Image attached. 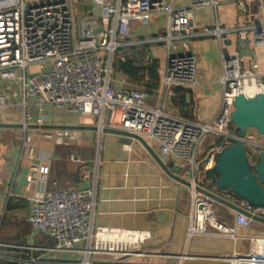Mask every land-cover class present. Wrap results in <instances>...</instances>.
I'll use <instances>...</instances> for the list:
<instances>
[{"label":"built area","instance_id":"1","mask_svg":"<svg viewBox=\"0 0 264 264\" xmlns=\"http://www.w3.org/2000/svg\"><path fill=\"white\" fill-rule=\"evenodd\" d=\"M91 1L101 17L78 21L72 0L37 3L0 0V112L16 110L25 132L30 131V126L45 124L46 117L41 113L44 108L69 114L84 113L100 120L99 133L113 128L153 142L163 155L179 161L182 168H193L194 176L187 184L192 200L189 238L215 235L241 240V252L222 261L264 264V237L239 232V228L248 229L253 220L238 213L233 228L221 221L216 213L218 203L198 183L195 165L197 149L205 137L237 139L230 120L235 99L239 95L264 94V74L258 64L240 54L222 55L223 97L209 124L186 122L160 108H151L149 95L143 90L117 89L112 85V61L120 39L130 35L133 24L161 14L167 18L166 91L174 96L177 88L195 87L198 58L185 40L193 36L195 13L216 9L218 1L190 0L188 8L176 6L174 0ZM235 1L246 12L245 0ZM256 2L261 22L254 27L241 26L234 32L241 42L249 43L252 37L254 49H259L264 48V0ZM224 33L220 27L203 29V35H214L221 42ZM31 108L39 113H31ZM106 114H109L108 121ZM118 115L119 121H116ZM255 136L249 133L244 140L252 162L264 150V137L260 136L263 138L260 141ZM24 148L31 162L25 187L32 194L33 205L28 221L36 233L47 234L54 242L52 248L42 251L83 256L82 262L72 264H98L94 259L102 256H145L143 247L150 240V233L96 226L95 190L49 191L50 167L35 163V148L30 145L29 137L24 141ZM213 166L214 155L205 162L204 169ZM240 207L245 208L243 204Z\"/></svg>","mask_w":264,"mask_h":264},{"label":"crops","instance_id":"2","mask_svg":"<svg viewBox=\"0 0 264 264\" xmlns=\"http://www.w3.org/2000/svg\"><path fill=\"white\" fill-rule=\"evenodd\" d=\"M27 1L37 3L49 0ZM217 1L216 9L205 10L212 15L214 13V20L211 18L209 22L200 24L195 14L193 36L185 40L190 51L198 58L195 87L177 88L174 96H169L166 91L164 82L169 56L165 41L167 18L161 14L150 15L143 22L133 24L130 35L120 39V47L112 61L113 87L143 90L149 95L148 105L151 108H160L186 122L209 124L215 118L223 97L220 83L222 55L251 57L264 74L252 37L248 41V54L242 55L243 43L234 32L241 26L254 27L261 22L255 21L256 16L260 15L256 0H245L246 12L239 9L235 0ZM228 3L236 6V22L220 20L219 7ZM72 4L78 21L101 17L91 0H72ZM174 4L178 7L181 5L179 0H174ZM217 27L225 32L222 42L214 35H203V29L214 30ZM127 58H135V64L140 68L153 60L158 62L157 89L150 93L144 85L116 69V61ZM30 112L39 113L35 108H31ZM41 113L46 117L45 124L37 129L30 128V131L38 137L35 163L48 165L51 170L48 190L93 189L96 192V226L150 233L151 238L143 247L145 256H102L94 259L96 263L229 264L222 259L241 252L242 241L230 237L201 235L189 238L192 200L187 184L194 176L191 166L182 168L173 156L163 155L153 142L147 141L146 144L167 167L166 170L140 140L117 134L113 128L99 133L100 120L96 117L84 113L69 114L52 108H44ZM105 119L109 120V114ZM28 132L23 130L16 110L0 112V264L82 262L84 258L81 255L42 251L52 248L54 242L47 234L36 233L29 224L33 208L32 194L25 192L23 197L17 194L18 179L23 170L31 165L27 149L24 148ZM250 134L258 135L253 131ZM208 137L201 141L195 159L198 183L206 190L208 184L204 180V164L220 151L212 141H208ZM257 138L260 141L263 139L260 136ZM173 163L175 165L170 166ZM176 166L179 167L178 171ZM84 175L87 177L83 178ZM231 202L238 204L236 200ZM216 213L227 226H236L238 212L217 204ZM252 213L264 219V212ZM239 232L264 237V223L253 221L248 229L239 228ZM4 236L11 239L18 237L20 241L5 242Z\"/></svg>","mask_w":264,"mask_h":264},{"label":"water","instance_id":"3","mask_svg":"<svg viewBox=\"0 0 264 264\" xmlns=\"http://www.w3.org/2000/svg\"><path fill=\"white\" fill-rule=\"evenodd\" d=\"M241 54H248V43L242 41ZM237 139L232 145H228L214 155V166L204 172V180L208 184L205 194L218 204L233 211L244 214L253 221L264 223V219L256 216L251 211L264 212V150L257 160L252 162L248 156L244 140L250 132H255L264 137V94L254 97L239 95L234 102V111L230 117ZM37 129L38 126H30ZM123 136H129L140 140L156 160L162 164L159 157L148 147L146 142L135 135L122 131H113ZM175 164H170L174 166ZM177 167V166H176ZM179 167H177L178 171ZM28 168L23 170L18 179L17 194L25 195ZM179 181L185 183L181 179ZM231 200H236L234 204ZM243 204L245 208L240 207Z\"/></svg>","mask_w":264,"mask_h":264},{"label":"trees","instance_id":"4","mask_svg":"<svg viewBox=\"0 0 264 264\" xmlns=\"http://www.w3.org/2000/svg\"><path fill=\"white\" fill-rule=\"evenodd\" d=\"M116 69L123 71L125 74L129 76V78L140 85H144L148 92L152 93L155 89H157L159 82V74H158V62L156 60L151 61L146 66H137L135 64V58H127V60H117L116 61ZM147 77V78H146ZM208 141H212L214 147L219 148V150L223 149L228 145H232L234 141L228 140L224 137H208ZM3 240L5 242H16L18 243L20 239L18 237L11 239L10 236H4Z\"/></svg>","mask_w":264,"mask_h":264},{"label":"rangeland","instance_id":"5","mask_svg":"<svg viewBox=\"0 0 264 264\" xmlns=\"http://www.w3.org/2000/svg\"><path fill=\"white\" fill-rule=\"evenodd\" d=\"M179 1H180V4H181L179 6L181 8L190 7V0H179ZM205 10L206 9H204V11L201 10V11H198V12L195 13V14L198 15V16L196 15L197 16L196 19H197V22L200 23V24L206 23L207 21L209 22L211 18H212V21L214 20L213 19L214 13L212 15V13H210L208 11H205ZM218 15H219L221 21L223 19H226L227 21H232V23L236 22L238 13L236 11L235 4L234 3H228V4H223V5L221 4L220 7H219V10H218ZM255 21L258 22V23L261 21V16L259 14L256 16ZM256 55L258 57V60L260 61L261 67L263 68V71H264V48L257 49L256 50ZM116 121H119V115L117 116ZM28 136L30 138V145L33 146L34 148H38L37 147V145H38L37 144L38 143L37 134H34L31 131H29L28 132Z\"/></svg>","mask_w":264,"mask_h":264}]
</instances>
